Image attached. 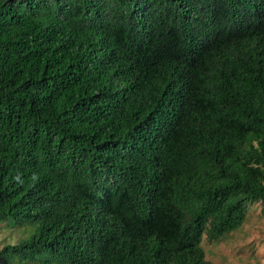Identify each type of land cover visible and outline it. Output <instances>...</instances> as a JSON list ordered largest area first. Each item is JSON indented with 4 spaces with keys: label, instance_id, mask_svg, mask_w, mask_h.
Masks as SVG:
<instances>
[{
    "label": "trees",
    "instance_id": "trees-1",
    "mask_svg": "<svg viewBox=\"0 0 264 264\" xmlns=\"http://www.w3.org/2000/svg\"><path fill=\"white\" fill-rule=\"evenodd\" d=\"M264 210V0H0L1 264H211Z\"/></svg>",
    "mask_w": 264,
    "mask_h": 264
},
{
    "label": "rangeland",
    "instance_id": "rangeland-1",
    "mask_svg": "<svg viewBox=\"0 0 264 264\" xmlns=\"http://www.w3.org/2000/svg\"><path fill=\"white\" fill-rule=\"evenodd\" d=\"M33 227L15 228L0 223V248L27 236ZM202 245L211 264H264V210L260 202L250 204L247 219L220 241L204 238ZM1 264V263H0Z\"/></svg>",
    "mask_w": 264,
    "mask_h": 264
}]
</instances>
